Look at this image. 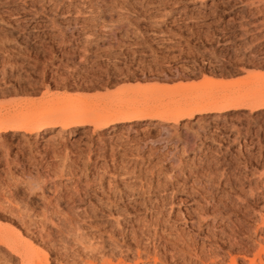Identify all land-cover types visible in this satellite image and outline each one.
I'll return each mask as SVG.
<instances>
[{"label":"rangeland","instance_id":"obj_1","mask_svg":"<svg viewBox=\"0 0 264 264\" xmlns=\"http://www.w3.org/2000/svg\"><path fill=\"white\" fill-rule=\"evenodd\" d=\"M0 2V120L48 124L0 137V235L14 248L0 264H82L83 245L248 264L264 235V0ZM195 100L208 105L112 137L86 122Z\"/></svg>","mask_w":264,"mask_h":264},{"label":"bare ground","instance_id":"obj_2","mask_svg":"<svg viewBox=\"0 0 264 264\" xmlns=\"http://www.w3.org/2000/svg\"><path fill=\"white\" fill-rule=\"evenodd\" d=\"M3 4L4 3L0 2L1 6ZM26 21H28V23H29L31 20H26ZM32 28H34V27H32ZM221 101H222V99H221ZM227 102H228V99L225 98V102L223 103V106L220 107L219 109H223L225 107L224 104L226 105ZM210 104L213 105L215 103H210ZM206 105H208V104L205 102L199 103V100H195L194 102L190 103L187 106H184V107L180 106V107L173 108V109H170V108L158 109V107L156 108L155 106H154L155 108L153 106L149 107V108H138L139 107L138 106V107L123 108V109H118V108L116 109L114 107H109L105 111L101 112V114L92 116L91 118H88L87 121L86 120L85 121L88 123V125L92 126L93 128H99L103 125L104 126L106 125L104 128L110 129V132H108V134L110 135V137H112V136H114L115 131L118 130L117 129L118 125L121 127L127 125L129 128L132 129L131 125L134 123V121H136V119H138L142 116L147 115V116H149L151 121H156V122L164 121V119H167V120L171 119V120L177 121L181 116H190L193 112H195L196 110H199V107L201 108V107H204ZM214 107H216V106H214ZM214 113L219 114V113H221V111H216ZM185 118H187V117H185ZM45 119H47V118H45L42 115L41 118L36 120L34 113H31L30 111L29 112H23V114H18L15 117L5 118L3 120H0V137L4 136V134H8L10 132L14 135L22 136V138H23L30 131L32 125H34V124H36L38 126L40 125L39 127L37 126L38 128H40L42 125L45 124ZM66 119H68V118H66ZM83 119H81V120H83ZM61 120H62V118H61ZM116 120H119L118 124H117ZM78 121H79V119L77 118V120H75V122L77 123ZM60 124H61V128L63 129V127L66 125V121L62 120L60 122ZM45 125L48 126L47 123ZM46 130H48V127H45V129L39 130L38 133L36 134V137H39V134L43 131H46ZM261 227H264V214L261 217ZM77 240H79V239H77ZM81 245H83V243H81ZM257 246H258V250H257L256 254H254L253 257L248 260V264H264V235L262 238H259ZM0 247H6L10 251L14 250L11 242L8 240V238H6L5 235H2V234L0 235ZM116 248L118 250H120L119 251L120 253L118 255L111 252L107 256H102V255H100V252L105 250L103 246L90 248V247H86L83 245L82 250L80 251L81 256H79L80 257L79 261H81L82 264H128L126 262L127 253L128 252L130 253L131 250H134L135 258H134L133 264H168L164 259L161 258L160 254L156 250H154L153 254H150V252L147 251L146 249L141 251L139 248V245H135L134 249L126 246L125 252L121 251L120 246L116 247ZM180 250L182 252V255L186 254L185 249L182 248ZM189 251H192V249H189ZM123 253H126V254H123ZM194 255L196 256L195 258H197V261L199 262V255H196L195 253H194ZM235 256H236V254H235ZM235 256L229 257L227 264H238ZM172 259H174V256ZM77 261H78L77 259L72 258L71 264H77ZM22 262H25L26 264H43L42 260L40 258H37L33 254H30L27 257L23 256Z\"/></svg>","mask_w":264,"mask_h":264}]
</instances>
